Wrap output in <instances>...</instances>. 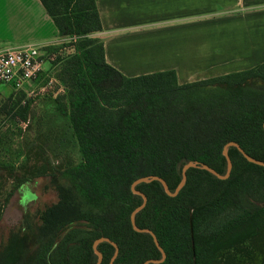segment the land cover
Listing matches in <instances>:
<instances>
[{
	"label": "trees",
	"instance_id": "1",
	"mask_svg": "<svg viewBox=\"0 0 264 264\" xmlns=\"http://www.w3.org/2000/svg\"><path fill=\"white\" fill-rule=\"evenodd\" d=\"M39 1L60 41L46 51L73 48L58 62L55 78L64 93L52 105L81 161L52 170L58 202L12 237L0 264H95L92 244L101 237L118 247L113 264L159 260L151 236L130 225L142 203L131 184L154 175L173 192L182 166L194 161L223 175L222 148L229 142L264 162V63L182 85L173 70L128 78L105 62L103 42L92 37L102 30L97 0ZM228 155L226 180L190 168L174 198L158 182L136 187L147 202L135 224L155 235L165 253L159 264H236L246 243L264 245V168L236 148ZM97 249L108 264L112 246Z\"/></svg>",
	"mask_w": 264,
	"mask_h": 264
},
{
	"label": "rangeland",
	"instance_id": "2",
	"mask_svg": "<svg viewBox=\"0 0 264 264\" xmlns=\"http://www.w3.org/2000/svg\"><path fill=\"white\" fill-rule=\"evenodd\" d=\"M257 10L259 18L254 23L259 29L254 31L247 29L250 22L244 18L256 15L247 16L245 9L225 16L212 13L197 17L195 24H205L201 30L181 29L183 23L177 20L160 24L156 27L160 30L149 34L146 57L158 65L172 62L177 69L182 65L184 69L174 70L175 76L177 72L180 76L197 73L185 80L188 83L253 68L264 63V0ZM225 17L240 19L230 21ZM95 35L92 37L98 38ZM70 50L73 48L68 44L62 51L41 55L43 64L49 63L45 73L48 78L39 75L38 88L32 95L0 85V250L13 236L37 225L39 213L58 202V191L51 184L52 170L81 161L77 143L66 120L54 113L51 98L64 93V89L57 92L60 83L54 77L59 60L71 54ZM201 66L205 68L202 71L198 69ZM44 85L45 91L39 93ZM245 248L247 253L237 255L236 264H264L263 244L246 243Z\"/></svg>",
	"mask_w": 264,
	"mask_h": 264
},
{
	"label": "crops",
	"instance_id": "3",
	"mask_svg": "<svg viewBox=\"0 0 264 264\" xmlns=\"http://www.w3.org/2000/svg\"><path fill=\"white\" fill-rule=\"evenodd\" d=\"M259 7L260 0H97L102 30L95 36L103 42L105 62L125 77L133 78L171 69L180 71L179 67H183L182 65H178V69L172 62L158 65L156 60L149 61L146 57L147 47L150 46L148 40L151 35L149 34L160 30L156 28L158 25L177 20L183 23L180 26L181 29L201 30L205 24H195L197 17L209 16L212 13L225 16L245 9L247 16L256 15L255 18H244L248 23L250 22V24L247 23V29L254 31L259 29V24L254 23V20L259 18V10H257ZM217 10L219 13H216ZM225 18L230 21L240 19ZM57 35V28L39 0H0V50L33 45L40 50V55H43L47 52V48L60 42ZM193 44H196L195 40ZM143 54L146 58H143ZM258 57V55L253 56V58ZM46 64L42 62L40 77L46 75L48 78L45 73L49 63ZM196 69L197 67L195 72H197ZM198 69L202 71L205 68L201 66ZM219 69L223 68L219 67ZM186 70L187 68L183 72ZM239 70L241 69L236 71L239 72ZM196 74L185 72L180 76L177 72V82L179 85L187 84L188 81L185 80ZM40 77L33 83H28L24 87V93L32 95L34 89L38 88ZM44 88L46 89L45 85L40 87L38 92L41 93L40 91ZM62 90L63 87L59 84L57 92ZM55 97V94L51 96L52 99Z\"/></svg>",
	"mask_w": 264,
	"mask_h": 264
},
{
	"label": "water",
	"instance_id": "4",
	"mask_svg": "<svg viewBox=\"0 0 264 264\" xmlns=\"http://www.w3.org/2000/svg\"><path fill=\"white\" fill-rule=\"evenodd\" d=\"M262 127H263V130H264V122H263ZM232 147L236 148L238 150V152L243 156V158L248 163H251V164H254L256 166L264 168V162L256 160V159L248 156L247 154H245L244 151L240 148V146L237 143L229 142V143L225 144L223 146V148H222V156H223V158L225 159V162H226V168H225V172H224L223 175L217 173L215 170H213L212 168L208 167L205 164H201V163H198V162L194 161V162H188V163H186L185 165L182 166V168H181V179H180L179 183L177 184V186H176V188L174 189L173 192H171L169 190L166 182L162 178H160L158 176H154V175L140 177V178L136 179L131 184V186H130L131 192L133 194H135V195L140 196L141 199H142V203L131 212L130 218H129L130 225H131L132 229L136 233L149 234L151 236V238H152V241H153L155 247L157 248V250L159 251V253L161 255V258L159 260L150 259V260H146L145 262H143V264H159V263H162L164 261V259H165V253L162 250V248L159 246L155 235L150 230H148V229H140L135 224V216H136V214L138 212H140L145 207L146 202H147L146 196L142 192L136 190V187L138 185H140V184H149L151 182H158L161 185L164 193L168 197L174 198V197H176L178 195V193L180 192V190L184 186L185 181H186V172L190 168L201 169V170H204V171L208 172L209 174H211L212 176H214L218 180H226V179L229 178L231 170H232V163H231V160H230L229 155H228V149L232 148ZM101 243H108L114 249L113 255L111 256V258H110V260L108 262V264H113L115 259L117 258V255H118V247L111 240H109L108 238H104V237L98 238L92 244L93 253L97 257V261H96L95 264H101V262H102V254L97 249L98 245L101 244Z\"/></svg>",
	"mask_w": 264,
	"mask_h": 264
},
{
	"label": "built area",
	"instance_id": "5",
	"mask_svg": "<svg viewBox=\"0 0 264 264\" xmlns=\"http://www.w3.org/2000/svg\"><path fill=\"white\" fill-rule=\"evenodd\" d=\"M74 42L75 38H71ZM72 53V50H70ZM42 72L40 50L33 45L0 50V85L23 91Z\"/></svg>",
	"mask_w": 264,
	"mask_h": 264
}]
</instances>
